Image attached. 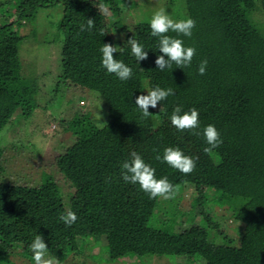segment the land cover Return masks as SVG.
Segmentation results:
<instances>
[{
    "label": "trees",
    "instance_id": "obj_1",
    "mask_svg": "<svg viewBox=\"0 0 264 264\" xmlns=\"http://www.w3.org/2000/svg\"><path fill=\"white\" fill-rule=\"evenodd\" d=\"M97 2L104 13L91 0L0 1V264H19L16 256L34 264L26 245L36 234L44 237L50 255L59 264H75L76 259L78 264H88L101 250L90 257L85 252L103 237L111 239L117 255L109 263L150 264L154 259H166L178 264H264V210L256 214L259 217L260 213L256 227L245 228L237 238H231L220 230L208 209L209 204L225 207L233 216L247 212L257 199L264 200V22L256 19L264 17V0H181L179 7L185 14L171 16L174 9L167 13L173 19L191 17L196 22L192 37H182L196 54L190 67L181 69L173 63L163 72L155 64L162 53L151 35L153 13L147 10V3ZM125 2L137 17L131 25L122 16ZM174 3L163 0L166 9ZM60 4L63 15L56 30L63 39L53 96L63 86L75 94L103 98L111 127L120 135L149 118L179 137L165 110L169 105L229 116L227 152L218 155L215 163L199 160L194 144L186 154L196 159L190 174L163 163L164 177L174 185L175 196L181 187L194 188L201 224L184 227L185 218L170 212L174 198H149L138 185L121 179L129 143L119 153L94 146L91 141L101 129L90 112H70L59 123L75 137L54 161L65 187L56 181L55 172L42 164L36 165L32 179L20 171L12 174L14 158L24 154L19 143L7 142L6 135L16 133L20 120H36L46 107L52 108L49 102L42 106L37 78L25 75L20 52L30 36L23 35L22 28L36 23L40 9ZM139 6L151 13L150 19H145L147 13ZM88 20L94 22L91 30H86ZM107 31L120 38L116 46L123 47L122 52L113 53L114 59L123 60L133 70V78L127 82L101 66L99 49L106 44ZM132 37L144 44L146 60L138 63L130 55L126 42ZM203 60L208 61L206 73L199 75ZM155 85L171 88L174 95L158 103V109L149 107L150 115L145 117L135 99ZM69 209L78 217L71 227L59 219Z\"/></svg>",
    "mask_w": 264,
    "mask_h": 264
},
{
    "label": "rangeland",
    "instance_id": "obj_2",
    "mask_svg": "<svg viewBox=\"0 0 264 264\" xmlns=\"http://www.w3.org/2000/svg\"><path fill=\"white\" fill-rule=\"evenodd\" d=\"M2 1V0H0ZM133 0H126L130 2ZM136 3L148 5L149 11L154 13L160 8H164L166 11L171 9L173 13L171 16L178 13L180 16L182 8L179 7V2L181 0H174L175 3L172 6L163 5V0H134ZM125 2L123 10L124 22L131 25L136 17L135 13L131 10V6ZM94 7L101 12L102 10L97 0H91ZM182 3V2H181ZM146 6V5H145ZM150 7V8H149ZM140 8V6L138 7ZM130 9V10H129ZM134 9V8H132ZM142 10V8H140ZM147 10L146 20L150 19V14ZM149 13V14H148ZM169 14V13H168ZM183 14H185L183 12ZM182 14V15H183ZM63 15L62 5H57L50 8L40 9L37 12L36 23L34 25H25L22 28V34L25 36H30L29 39L24 41L21 45V51L24 49L23 53L20 52V56L23 54V63H25V75L33 74L38 81L40 86V95L44 100V104L49 102L52 108L46 107V113L37 117L36 120L23 122L20 120V125L15 128L16 133L12 135L7 134V142L13 140L19 143V149L24 155L16 156L12 162L11 170L12 174L15 172H23L24 176H28L32 179V175L35 172V167L38 164L49 167L55 172L54 161L55 158L60 154L64 153L67 148H69L75 141V137L71 136L69 132L64 131L65 126L59 124L61 119L68 118L70 112L77 111L79 114H85L90 112L92 115L93 122L100 127L101 132L98 136L92 139L94 146H98L102 149H106L111 152H121L126 143H129L128 156L132 151L140 153L147 163H150L156 169L157 178L164 177V166L163 163L156 159L157 154L162 155L163 150L167 147H179L187 154L190 149V145H197L194 148L195 156L204 162L215 163L218 155L226 154L228 145V130H229V116L226 113L221 112H199V121L201 124V129L197 130H184L178 131L179 137H176L173 132L168 131L167 127L159 126V121H154V119H146L140 124L136 129H130L125 132V134L116 133L111 127L110 121L108 119L107 107L103 98L97 95H89L80 93H73L70 87L66 88L61 86L60 93L53 96V88L57 82V76L59 74V61L61 57V46L63 34L61 35L56 30L57 23L61 20ZM140 16V13H139ZM259 22H264V17L258 15L256 18ZM106 44H111L116 46L120 38L112 36L110 31L106 32ZM123 35V34H122ZM122 37V36H121ZM176 106L182 105H169L166 113L169 117L172 110ZM185 111L191 109L188 106H182ZM75 109V110H74ZM158 109V108H156ZM164 109V108H163ZM164 110V111H165ZM39 113H36V116ZM55 119V120H54ZM170 121V119H169ZM215 125L221 134V139L223 143L210 153H205L204 148L208 145L205 143L202 134L197 135L196 132H202L203 126ZM13 128V127H12ZM163 128V129H162ZM167 128V129H166ZM132 132L134 134H132ZM132 134V139L130 137ZM27 146V147H25ZM20 151V150H19ZM54 165V167H53ZM33 168H30L32 167ZM11 176V175H10ZM14 178V177H13ZM33 178H37L34 176ZM55 179L61 185L64 186L63 179L59 174L55 172ZM23 183V182H22ZM29 185V182H26ZM25 184V183H24ZM177 191L176 196H174V205L170 209V212L175 217L185 218L184 227H190L193 223L201 224L202 218L198 215L197 207V193L191 186L181 187ZM67 191V190H66ZM164 199V198H163ZM209 211L212 210L214 220L221 226V231H226L227 235L231 238H237V236L243 233L245 228L256 227L260 221L257 217V212H263L264 210V200L257 199L253 202L251 207L245 213H237L232 216V213H228L225 207L219 208L209 204ZM169 210V208H168ZM192 221V222H191ZM241 224H239V223ZM33 239H29L26 248H30ZM101 250V254L97 257H92L88 264H125L126 262L114 261L109 263L108 261L113 260L117 257L114 252L111 239L109 237H103L100 244L96 245L93 249L86 251L85 256L90 257L93 254L98 253ZM20 250H15V252H20ZM88 254V255H87ZM135 254V253H134ZM134 257V256H133ZM15 261L19 264H27L25 259L21 257ZM90 260V258H89ZM135 260L132 258L131 261ZM75 264L78 259L74 260ZM85 261V260H84ZM87 261V260H86ZM98 261V262H97ZM124 261H126L124 259ZM81 262V261H80ZM67 264H74L69 262ZM150 264H178V262L168 261L166 259H154Z\"/></svg>",
    "mask_w": 264,
    "mask_h": 264
},
{
    "label": "clouds",
    "instance_id": "obj_3",
    "mask_svg": "<svg viewBox=\"0 0 264 264\" xmlns=\"http://www.w3.org/2000/svg\"><path fill=\"white\" fill-rule=\"evenodd\" d=\"M149 23L151 35L158 41V52L162 53V55H157L155 60L157 69L163 72L170 69L173 63L181 69L190 67L196 49L185 46L182 37H192L196 22L191 17L173 19L164 8H160L152 14ZM93 26L94 22L88 20L86 30H91ZM168 33H175L176 35L173 36ZM126 44L130 46V55L135 57L138 63L148 58V51L145 50L144 44L136 38L128 39ZM118 50L122 52L123 47L103 44L99 49L101 66L108 74H114L121 82H127L133 78V70L123 60L114 59L113 53H117ZM207 64V60L201 61L198 67L199 75L206 73ZM171 95H174L171 88L155 85L147 89L146 94L136 97L135 105L143 116L148 117L150 115L149 107L156 109L158 103L161 104ZM169 119L171 125L178 131L201 129L199 112L195 108L185 111L182 106H176L173 108ZM196 134H202L205 143L208 145L204 148L205 153L212 152L223 143L221 134L215 125L203 126L202 132L197 131ZM156 159L185 175L190 174L196 168V159L186 155L178 146L165 148L162 155L157 154ZM121 167L123 169L121 179L126 184L138 185L140 190L148 194L149 198H174V185L167 177L157 178L156 169L147 163L140 153L132 151ZM59 219L66 226L71 227L78 217L74 211L69 209ZM29 247L34 264H59V261L50 255L49 247L42 235L36 234Z\"/></svg>",
    "mask_w": 264,
    "mask_h": 264
}]
</instances>
